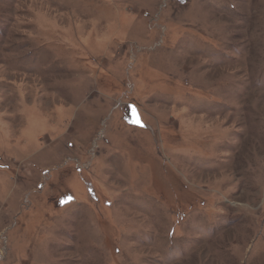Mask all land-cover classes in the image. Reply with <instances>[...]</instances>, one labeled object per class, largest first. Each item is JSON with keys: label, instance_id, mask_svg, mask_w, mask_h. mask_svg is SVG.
Returning a JSON list of instances; mask_svg holds the SVG:
<instances>
[{"label": "rangeland", "instance_id": "374dc122", "mask_svg": "<svg viewBox=\"0 0 264 264\" xmlns=\"http://www.w3.org/2000/svg\"><path fill=\"white\" fill-rule=\"evenodd\" d=\"M0 264H264V0H0Z\"/></svg>", "mask_w": 264, "mask_h": 264}]
</instances>
